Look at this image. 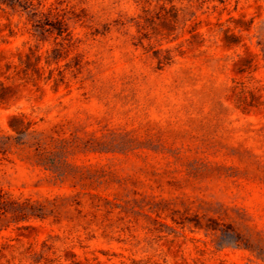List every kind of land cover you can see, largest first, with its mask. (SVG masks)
<instances>
[{
	"label": "rangeland",
	"instance_id": "1",
	"mask_svg": "<svg viewBox=\"0 0 264 264\" xmlns=\"http://www.w3.org/2000/svg\"><path fill=\"white\" fill-rule=\"evenodd\" d=\"M39 1L69 34L0 2V191L56 202L0 264H264V0Z\"/></svg>",
	"mask_w": 264,
	"mask_h": 264
},
{
	"label": "trees",
	"instance_id": "2",
	"mask_svg": "<svg viewBox=\"0 0 264 264\" xmlns=\"http://www.w3.org/2000/svg\"><path fill=\"white\" fill-rule=\"evenodd\" d=\"M2 4H5L6 6L18 10L21 9L23 11L28 12L29 19L33 22V26L35 29L40 33L44 34L47 31L56 32L58 35H63L68 33L69 29L66 26L64 17H61L59 12L55 13V20L52 18H49L47 12L42 11L39 9V7L44 6L41 1L38 2V5L35 4L34 0H0ZM51 13V11L49 12ZM161 51L166 52L163 55H157L156 58L158 59V62L160 66H163L165 64H169L174 60V56L171 55V49H161ZM32 58V53H29L27 55V60H25V66L22 68L26 74L29 73V70H32L34 72L40 73V67L39 66H32L30 63H28V59ZM37 60H40V55H37ZM47 63L50 65L53 62H50L47 60ZM79 66L80 63H77ZM78 68V67H77ZM40 75V74H39ZM33 134L36 133V130H32ZM31 132V126L28 125L22 130L19 131V134H30ZM0 138H3L5 140L11 141L16 136L12 135H6L0 133ZM63 139H59V137L51 136V145H54L57 147ZM38 143H35L33 146L37 151L44 149V144L48 145L47 143L43 142V144L40 141V138H38ZM1 151V150H0ZM50 162L52 164H56V159L49 158ZM56 202V198H47L44 200L41 199H33L32 197H13L12 195H9L6 192L0 191V212L8 215L11 214L12 218L14 219V222L18 223L20 221L29 220L31 218H46L47 217V208L49 203L54 204ZM197 224L199 227H203ZM206 229L208 230H222L219 227H216L213 224H206ZM231 240V239H229ZM49 247L47 240L43 241V248L41 251H38L36 249L31 248L32 254H34L33 257L37 258V255H40L43 257V251ZM76 256V254H74ZM40 262V259H35L34 264H38ZM62 264V263H60Z\"/></svg>",
	"mask_w": 264,
	"mask_h": 264
}]
</instances>
